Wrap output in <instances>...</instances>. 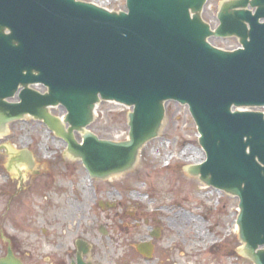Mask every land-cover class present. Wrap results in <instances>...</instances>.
<instances>
[{"label":"water","instance_id":"obj_1","mask_svg":"<svg viewBox=\"0 0 264 264\" xmlns=\"http://www.w3.org/2000/svg\"><path fill=\"white\" fill-rule=\"evenodd\" d=\"M206 2L125 0L113 13L78 0H0V135L31 117L65 142L68 161L105 180L133 168L167 102L185 105L205 161L184 174L238 199L235 253L264 264V113L247 110L264 108V0L220 1L214 30L200 16ZM229 37L240 47L209 43L237 41ZM99 102L132 109L125 141L88 130ZM0 264L21 263L8 253Z\"/></svg>","mask_w":264,"mask_h":264},{"label":"rangeland","instance_id":"obj_2","mask_svg":"<svg viewBox=\"0 0 264 264\" xmlns=\"http://www.w3.org/2000/svg\"><path fill=\"white\" fill-rule=\"evenodd\" d=\"M79 1L110 9L125 2ZM220 1L227 0H208L201 13L212 28L218 25ZM210 43L229 50L238 47V41L226 39L212 38ZM50 111L57 117L64 115L61 108ZM129 112L119 104L99 103L89 131L99 139L125 140ZM157 134L141 148L130 171L96 181L88 178L79 161H68L65 143L41 122L25 117L10 123L0 139V233L8 229L4 213L9 211L10 217L11 210L10 233L23 264L50 258L48 244L69 246L78 233L75 224L80 216H100L107 210L122 213L123 228L112 227L108 242L102 239L113 264H252L235 253L241 246L234 239L238 200L204 188L197 178L184 174L183 168L204 160L187 107L167 102ZM21 151L31 154V171L26 165L19 166L20 171L14 166L7 170L10 152ZM105 204L111 208L105 209ZM140 242L153 245L152 262H144L134 251ZM2 243L0 239L4 253ZM95 247L103 250L101 245Z\"/></svg>","mask_w":264,"mask_h":264},{"label":"flooded vegetation","instance_id":"obj_3","mask_svg":"<svg viewBox=\"0 0 264 264\" xmlns=\"http://www.w3.org/2000/svg\"><path fill=\"white\" fill-rule=\"evenodd\" d=\"M7 156L9 157L10 155L8 154ZM15 160H24L28 165L27 167L30 169V171L32 166H34V164L31 166V163L26 159V155L23 152H20V154H15L14 157L10 156L8 160V167H6L7 170L11 169V167L14 165ZM99 206H101L100 202ZM104 208L108 209L109 205L105 204ZM108 212V210L102 211V213L104 214L100 216H97V214H93L92 216H90L89 214L88 217L80 216L75 224V226L78 224V233L74 238H72L69 246L64 245V248H62L63 244H48L47 246H51V257L46 258L44 262H39V264H109L108 262H111V260L107 259V247L102 243V239H106L107 243L109 240V232H114L112 230V227H116L120 230L123 228V224H121V212ZM8 214L9 211L4 213V218L8 229H6V232L4 234L0 233V239L3 242V247H5L4 253L0 252V258L6 257L8 256V253H11L15 259L23 264V260L19 255L20 251L17 250V247L15 245L16 242L13 243V238L10 233L11 210L10 217L8 216ZM133 222L138 223L139 220L134 218ZM94 232L99 235L98 239L94 236ZM155 235V233L151 234L149 236V239L153 240ZM91 238H94V240H92ZM97 245L103 246V250H99L97 247H95ZM138 245L139 247H142L140 248V250L137 249ZM134 251L139 255V257L142 258L144 262H152L153 252L155 251V249L150 242H140L136 245ZM147 252H149L150 255L147 256ZM157 263L160 264L161 262L158 261ZM111 264L113 263L111 262Z\"/></svg>","mask_w":264,"mask_h":264},{"label":"bare ground","instance_id":"obj_4","mask_svg":"<svg viewBox=\"0 0 264 264\" xmlns=\"http://www.w3.org/2000/svg\"><path fill=\"white\" fill-rule=\"evenodd\" d=\"M10 154H11V156H13L14 157V152H10ZM18 154H20L19 152H18ZM28 154H30V153H28ZM31 155V154H30ZM14 162H16V160L14 161Z\"/></svg>","mask_w":264,"mask_h":264}]
</instances>
